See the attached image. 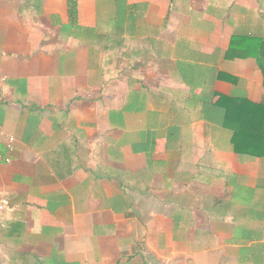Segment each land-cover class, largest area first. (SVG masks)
<instances>
[{"label": "crops", "instance_id": "crops-1", "mask_svg": "<svg viewBox=\"0 0 264 264\" xmlns=\"http://www.w3.org/2000/svg\"><path fill=\"white\" fill-rule=\"evenodd\" d=\"M216 94L264 102V0H0V264H264Z\"/></svg>", "mask_w": 264, "mask_h": 264}, {"label": "trees", "instance_id": "trees-1", "mask_svg": "<svg viewBox=\"0 0 264 264\" xmlns=\"http://www.w3.org/2000/svg\"><path fill=\"white\" fill-rule=\"evenodd\" d=\"M72 17L76 16V0H69ZM75 19V18H74ZM214 103L224 125L233 131L236 150L264 155V102L255 103L247 98L225 94Z\"/></svg>", "mask_w": 264, "mask_h": 264}, {"label": "built area", "instance_id": "built-area-1", "mask_svg": "<svg viewBox=\"0 0 264 264\" xmlns=\"http://www.w3.org/2000/svg\"><path fill=\"white\" fill-rule=\"evenodd\" d=\"M6 138H7V144H8V147L10 148L11 147V143L13 142V140H14V138H13V136H11V135H6ZM5 161L6 162H9L10 161V159L9 158H5Z\"/></svg>", "mask_w": 264, "mask_h": 264}]
</instances>
